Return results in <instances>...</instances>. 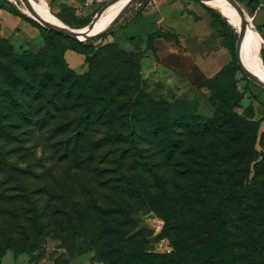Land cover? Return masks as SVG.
Here are the masks:
<instances>
[{"label":"rangeland","instance_id":"1","mask_svg":"<svg viewBox=\"0 0 264 264\" xmlns=\"http://www.w3.org/2000/svg\"><path fill=\"white\" fill-rule=\"evenodd\" d=\"M236 1L261 35L264 66V0ZM45 2L64 25L81 28ZM212 12L237 39L229 19L203 0H135L104 33L129 26L122 40L70 41L22 19L20 0H0V118L11 123L0 132V264H105L98 252L107 247V222L119 231L115 249L127 231L136 235L129 249L141 242L148 253L170 252L156 204L125 178L154 199L176 193L192 178L182 164L194 168L195 153L208 146L219 153L232 135L218 120L205 123L220 108L256 123L254 142L251 131L237 141L248 152L241 167L260 159L264 86L240 71ZM80 42L91 43V53L69 71L62 52L82 49ZM244 49L243 41V64ZM87 99L91 116L76 124ZM164 118L182 121L173 126V157L163 152L164 128L154 125ZM107 208L114 213L106 216Z\"/></svg>","mask_w":264,"mask_h":264},{"label":"trees","instance_id":"2","mask_svg":"<svg viewBox=\"0 0 264 264\" xmlns=\"http://www.w3.org/2000/svg\"><path fill=\"white\" fill-rule=\"evenodd\" d=\"M19 16L40 26L25 14ZM211 16L224 39L229 43L235 61L234 40L236 37L232 38L221 30L217 13L212 12ZM88 23L89 19L76 20L75 25L83 27ZM42 28L47 33L70 41L74 40ZM81 44H83L82 49L65 48L62 57L66 49H71L83 54L84 61L87 60V53H91L92 45L91 43ZM29 59L32 58L29 57ZM63 61L66 63L64 57ZM66 68L69 71L73 70L68 65ZM91 103L90 99L85 100L82 113L74 121L76 124L89 119L93 111ZM133 109L135 110V105ZM226 112L227 110L220 108L216 113V119H205V123L218 120L221 124L229 126L234 136H229L224 149L219 153L209 146L195 153L194 168L183 163L184 171L181 173L188 178L192 177L191 181L184 186L179 185L178 191L167 195L166 200L161 199L160 195L154 199L148 187L137 186L130 176L125 178L126 184L134 193L143 194L152 206L156 204L164 222L161 234L169 239L171 251L148 253L141 242L135 250L129 249L128 246L125 247V244L136 235L126 237L127 231L123 232L122 248L115 249L113 243L119 231L107 222V228L103 231L106 237L104 244L107 247L105 251L98 252V254H104L105 264H249L250 254L256 257V264H264V132L261 137L263 151L259 155L260 159L253 157L250 160L253 162L252 167L247 165L242 168V159L248 152L243 153L237 141L244 131H251L252 135L247 139L254 142L256 123L234 117L232 113ZM181 123V119L167 118L154 123L156 128L162 127L165 130L161 140L163 152L167 157H173L175 154L177 142L173 135L175 132L173 126ZM10 127L11 123L4 122L0 118V132H10ZM103 213L109 216L114 211L107 208L103 210Z\"/></svg>","mask_w":264,"mask_h":264},{"label":"bare ground","instance_id":"3","mask_svg":"<svg viewBox=\"0 0 264 264\" xmlns=\"http://www.w3.org/2000/svg\"><path fill=\"white\" fill-rule=\"evenodd\" d=\"M129 0H114L109 5L105 7L99 17L96 19L91 33L97 30L98 26L104 24L109 19H113L117 13L126 5ZM207 5L213 7L227 17L231 25L235 28L237 32L243 30L245 32L244 42L246 43L245 49V67L250 72H252L259 79L264 81V66L259 52L261 51V35L254 27L253 23L246 17L248 24L245 25L242 17L237 13V11L230 6L225 0H203ZM26 6L28 14L30 13V8L45 21L53 24L64 25L57 18H55L48 10V5L45 0H20ZM107 9V11H106ZM106 14H105V13ZM105 14V15H104Z\"/></svg>","mask_w":264,"mask_h":264},{"label":"water","instance_id":"4","mask_svg":"<svg viewBox=\"0 0 264 264\" xmlns=\"http://www.w3.org/2000/svg\"><path fill=\"white\" fill-rule=\"evenodd\" d=\"M112 1L111 0L107 3H105L104 5H102L98 11L96 12L95 16L89 21L88 24H86L85 26L78 28V29H74V28H70L68 26H63V25H58V24H53L50 23L48 21H45L44 19H41L32 8H30V13L31 14H27L29 17H31L34 21H36L40 26L50 30V31H54L60 35L66 36V37H72V38H76L78 40H92L98 37H101L102 34H104L107 30L111 29L120 19V17L122 16V14L124 13V11L135 1V0H129L126 5L117 13V15L114 17V19L102 30L96 32V33H91V30L94 26V23L96 21V19L99 17V15L102 13V11L105 9V7L107 5H109ZM230 6H232L237 13L242 17V19L244 20L245 25L248 24V21L246 20L245 17V12L242 9V7L239 5V3L236 0H225ZM244 37H245V32L243 30H240L237 34V39H236V46H235V60L236 63L240 69V71L249 79L259 83L260 85L264 86V81H262L261 79H259L257 76H255L252 72H250L248 69H246V67L244 66V64L242 63V59H241V50H242V44L244 41Z\"/></svg>","mask_w":264,"mask_h":264},{"label":"crops","instance_id":"5","mask_svg":"<svg viewBox=\"0 0 264 264\" xmlns=\"http://www.w3.org/2000/svg\"><path fill=\"white\" fill-rule=\"evenodd\" d=\"M49 1L51 7L53 4L52 10L57 15H64L66 13L72 14L74 17H76V20H83V19H89V16L95 9V6H86L84 4V0H47ZM97 8V7H96ZM143 18V17H142ZM129 27L126 26L117 32L113 33H107L105 36L100 38H103L104 41L107 40H122V37H124L125 33L124 30ZM126 36V35H125ZM116 42V41H115ZM63 57L68 64V66L75 70L82 66L84 63L85 56L81 53H77L71 49H66L63 53Z\"/></svg>","mask_w":264,"mask_h":264},{"label":"built area","instance_id":"6","mask_svg":"<svg viewBox=\"0 0 264 264\" xmlns=\"http://www.w3.org/2000/svg\"><path fill=\"white\" fill-rule=\"evenodd\" d=\"M109 1L111 0H84V4L86 6H97V8H100L102 5Z\"/></svg>","mask_w":264,"mask_h":264}]
</instances>
